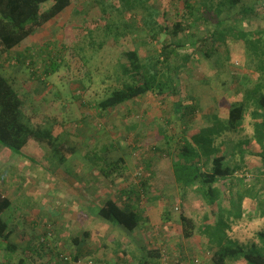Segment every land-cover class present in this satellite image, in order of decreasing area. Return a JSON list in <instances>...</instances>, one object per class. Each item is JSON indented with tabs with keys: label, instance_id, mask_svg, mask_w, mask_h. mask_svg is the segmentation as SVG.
Instances as JSON below:
<instances>
[{
	"label": "rangeland",
	"instance_id": "obj_1",
	"mask_svg": "<svg viewBox=\"0 0 264 264\" xmlns=\"http://www.w3.org/2000/svg\"><path fill=\"white\" fill-rule=\"evenodd\" d=\"M223 1L142 0L125 11L120 0H71L20 43L16 52L26 50L27 59L41 54L30 66L11 59L0 73L26 103L23 120L35 133L19 154L0 146V195L10 202L2 219L16 247L7 249L0 240V264H77L75 254L80 264H159L164 257L174 264H211L208 236L201 232L206 206L195 186L175 183L171 162L183 131L191 136L216 120L227 122L234 103L245 105L241 128L213 143L237 184L224 189L229 198L223 197L222 208L242 214L229 217L227 234L244 247L264 248V186L257 181L264 178V144H253L254 113L259 122L264 115L249 97L264 95V0L231 7ZM175 23L183 25L177 36L162 32ZM170 43L182 46L160 65L177 80L172 89L146 92L109 111L97 108L130 82L123 53L134 49L138 63H146ZM244 142L252 144L242 158ZM210 166L206 162L205 170ZM109 198L139 205L133 232L98 215ZM180 210L194 223L188 238Z\"/></svg>",
	"mask_w": 264,
	"mask_h": 264
},
{
	"label": "trees",
	"instance_id": "obj_2",
	"mask_svg": "<svg viewBox=\"0 0 264 264\" xmlns=\"http://www.w3.org/2000/svg\"><path fill=\"white\" fill-rule=\"evenodd\" d=\"M120 1L125 8L124 10L127 11L138 7V3L142 0ZM240 2L241 0H224L222 4L231 7ZM70 4L71 0H0V67H3V64L8 63L11 59L22 66L23 64L25 66L34 64L41 53L27 59L26 50L16 52L18 46L24 40L35 35L49 21L64 12ZM182 31L183 25L181 23H175L171 32L168 31L167 26L162 29V32L169 37L177 36ZM157 35L154 34L153 38L156 39ZM202 44V41H196L193 45L196 48H201ZM180 47L182 46L176 43L164 45L158 55L148 58L149 62L140 64L138 63V53L134 49L123 53L128 64L121 67L124 75L129 77L130 82H126L123 89L112 91L97 105V108L102 111H109L146 92L163 94L172 89L173 83L176 82L177 84V80L166 76L161 71L160 65L170 58L173 50ZM11 53H15V55L10 57ZM189 57L190 53L183 57V66L189 62ZM153 58L156 59L151 60ZM42 70L43 75L46 76L49 72V66L42 67ZM40 81L43 82L45 79ZM259 86L262 87L261 84ZM31 95L34 96V94ZM249 97L261 111V115H264V95L256 96L253 94ZM176 108L178 113L183 112L180 104H176L175 110ZM244 111L245 105L243 103H234L228 111L227 122L216 120L210 127L201 128L198 132L192 133L191 136L187 131H183L187 137L184 136L180 139L181 144L177 148L178 152H175L171 162L175 183L181 189H184L185 186H195L200 200L206 206L207 210L201 232L208 236L207 246L208 250L211 251V264H228V261L231 260H242L246 264H264V248L257 245L244 247L227 234V230L230 228L229 217L237 218L242 214L240 212L233 214L231 209L222 208L223 197H228V195H224L226 194L223 193L224 189H233L237 184L234 182L233 171L226 165V157L218 154V150L213 146L215 138L223 132L241 128ZM26 112V103L20 99L7 77L0 73V146L2 148L13 150L19 154L29 138L34 135V130L28 127L23 120ZM254 117L256 119L254 144L256 147V144H264V122L257 121V113H254ZM248 144H244V148L242 143L239 146L238 152L242 158H245L244 150L247 152ZM48 145L51 146L52 142L49 141ZM261 151L263 152L264 149L262 148ZM261 160L263 170L259 175L264 177V157ZM209 161L211 166L207 171L204 166ZM257 181H262L264 186V178L263 180L259 178ZM133 201L134 199L129 198L127 202L121 205L116 200L106 199L100 205L98 215L113 226H122L127 231L133 232L140 223V214L137 211L139 205ZM9 207L10 202L0 195V240L6 243L7 249L15 250V245L9 243L8 224L2 219V214ZM179 216L183 234L188 238L192 234L194 223L184 215L182 210H180ZM84 235L87 237L89 233L85 232ZM259 236L263 238L264 234ZM73 242L82 243L78 237H74ZM78 258V255L73 257L74 260H78ZM20 261L23 262V260Z\"/></svg>",
	"mask_w": 264,
	"mask_h": 264
},
{
	"label": "crops",
	"instance_id": "obj_3",
	"mask_svg": "<svg viewBox=\"0 0 264 264\" xmlns=\"http://www.w3.org/2000/svg\"><path fill=\"white\" fill-rule=\"evenodd\" d=\"M247 143L252 144V143H250V142H244V143H242V145L244 146V144H247ZM253 144H255V142H253ZM256 158H258V156H257ZM105 201H106V200H105ZM146 209H147V210L149 209V206H148V205H147ZM145 211H146V210H145ZM150 213L152 214L153 211H150V210H149L147 216H146L145 213H144V217H145L146 220H149L150 217L152 216ZM150 220H151V219H150ZM150 222H151V221H150ZM115 228H119V227L116 226ZM120 230H122V229H120ZM124 251H125V250L122 251V254H121L122 257H125ZM76 255H80V254H75V256H76ZM75 261H77L76 263H80V258H78V260H75ZM18 263H19V264H23V262H21L20 260L18 261ZM146 263H147V262L145 261V264H146ZM64 264H66V263H64ZM156 264H158V262H157Z\"/></svg>",
	"mask_w": 264,
	"mask_h": 264
},
{
	"label": "built area",
	"instance_id": "obj_4",
	"mask_svg": "<svg viewBox=\"0 0 264 264\" xmlns=\"http://www.w3.org/2000/svg\"><path fill=\"white\" fill-rule=\"evenodd\" d=\"M61 258H62L63 261H68V259H67L66 257H62V256H61ZM77 264H80V263H77ZM160 264H174V263H172L171 261L169 262V261L164 257V258H162Z\"/></svg>",
	"mask_w": 264,
	"mask_h": 264
}]
</instances>
